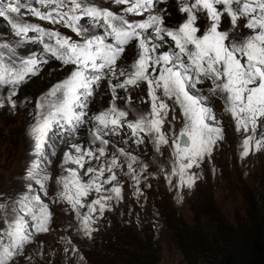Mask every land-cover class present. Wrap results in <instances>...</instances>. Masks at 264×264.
I'll list each match as a JSON object with an SVG mask.
<instances>
[{
	"label": "snow or ice",
	"instance_id": "obj_1",
	"mask_svg": "<svg viewBox=\"0 0 264 264\" xmlns=\"http://www.w3.org/2000/svg\"><path fill=\"white\" fill-rule=\"evenodd\" d=\"M33 3L0 0V20L8 28V34L0 33V109L15 111L28 102L15 97L49 63L56 62L65 76L34 101L26 131L34 141V159L20 178L22 191L0 194V264H17L35 236L51 230L50 205H67L78 233L89 240L98 221L123 203L124 181L139 203L152 187L147 181L163 178L181 205L184 191L191 196L204 179V162L211 163L227 139L225 116L242 134L239 162L264 154V134L257 138L264 127V0ZM26 16L53 27L30 23ZM105 84L111 99L93 112ZM57 130L72 142L58 165L61 174L53 179L48 165L57 154L51 143ZM133 145L143 151L137 153ZM148 145L160 158L157 172L141 158ZM50 191L45 203L41 193L49 197ZM136 223L142 230L139 214ZM153 227L158 232L162 225L154 221Z\"/></svg>",
	"mask_w": 264,
	"mask_h": 264
},
{
	"label": "rangeland",
	"instance_id": "obj_2",
	"mask_svg": "<svg viewBox=\"0 0 264 264\" xmlns=\"http://www.w3.org/2000/svg\"><path fill=\"white\" fill-rule=\"evenodd\" d=\"M28 3H33V0H27ZM172 1H169L171 4ZM33 6H38L33 3ZM172 11V8H169ZM177 17L173 15V19ZM30 23H39L44 27H53L46 22L38 21L34 17H25ZM242 23V22H241ZM228 26L227 19L224 20V27ZM67 35H73L66 29H61ZM0 33L8 34V28L2 20H0ZM24 51V50H22ZM55 66V67H54ZM48 67L51 74L55 76L57 72L65 74V70L59 69V65L56 62L49 63L43 68L41 74L32 78L26 83L19 91V95L15 99L20 102L27 97L26 103H19L18 108L15 111L9 109H0V194L5 196H14L17 192L22 191V185L20 178L22 177L25 168L20 166L18 161L14 158L8 157V153L16 152L24 146V138L26 131L29 128L28 123L31 122L35 113L34 101L42 92L35 88L37 79L45 76L46 68ZM58 69V70H57ZM53 76V77H54ZM52 77V78H53ZM48 77H44L45 85H48ZM55 79V78H54ZM47 91V90H46ZM45 92V91H43ZM135 100V94H134ZM134 107L146 108L147 105H137ZM218 117L220 116L221 103L217 105ZM177 117L176 129L180 128L179 112L175 113ZM231 121L228 117H224V125L227 129V139L223 145L219 146L217 151L211 158V163L205 161L203 167H212L217 169V164L220 168H223L222 172L219 170L215 175H211V185L213 200L220 212L227 217H231L234 213L242 215L243 203L242 197L234 190L239 186L233 172H229V167L226 165L228 160V153L232 149L237 148V144L240 135L235 132L234 127H231ZM261 134H264V127L257 130V138ZM64 131L57 130L56 136L60 137L61 141H65ZM81 143L85 142L86 136L80 135ZM70 142L67 145H63L62 148L66 151L70 150ZM52 143V141H51ZM137 153H141L139 149L132 146ZM178 147V146H177ZM20 148V149H21ZM56 155L50 157L51 164L48 165L50 174L55 179L60 172L58 165L60 164L61 146L55 145ZM143 148V146H142ZM10 152H9V151ZM170 149L165 150L164 160L167 161V153ZM6 158V159H5ZM145 163L149 164L150 172H157V164L159 159L151 149V146H147V152L141 156ZM243 163L247 164L245 171H248L252 165H263L264 154L250 155ZM225 168V170H224ZM244 176V175H243ZM250 182L249 177H243ZM152 185L150 189H145V195L139 198L140 202L134 198L133 190L130 186V182L124 181V201L120 205L115 207V211L105 214L102 220H99L96 224L98 231H96L91 240L84 238L77 231L78 221L75 216L69 212L68 206L65 204L50 205L54 212V219L52 222L51 230L47 234H37L32 244L28 245L25 249L24 258H20L17 264H117L119 257L123 249H127V245L116 244L112 242L110 235L116 230L112 228L113 225L123 224L131 220L129 228L131 236L136 234V215L139 214L140 221L146 223L151 220L158 221L162 227L158 230V238L160 245L159 260L155 264H189L188 258L184 256L179 244L175 243V237L172 235L170 226L173 224L177 226L181 224V220L186 225L193 224L194 218L197 216L198 210L195 204V189L198 187L196 184L192 195L189 196L188 191H184V200L181 205H177L174 202L175 191L169 192L165 188V182L163 178L150 179L147 181ZM249 185V184H248ZM38 190V186L36 187ZM52 196L51 191L49 197H44L41 193V198L45 203H48ZM146 201V203H145ZM129 209L132 210V215L129 217ZM158 211L159 216H154V212ZM123 213V215H121ZM135 236V235H134ZM139 240L140 237L136 236ZM135 241L131 239V241ZM70 241V243L68 242ZM30 257V260L27 259ZM196 264H204L196 262Z\"/></svg>",
	"mask_w": 264,
	"mask_h": 264
},
{
	"label": "trees",
	"instance_id": "obj_3",
	"mask_svg": "<svg viewBox=\"0 0 264 264\" xmlns=\"http://www.w3.org/2000/svg\"><path fill=\"white\" fill-rule=\"evenodd\" d=\"M227 159L229 172L240 184L234 190L242 197L243 213L227 217L220 212L213 200L212 170L203 167L204 179L195 189V222L186 225L181 220V224L169 227L189 264H264V164L248 168L249 182L243 178L247 164L238 161L236 149ZM218 170L223 168L217 164ZM142 224V230L136 225L135 236H131L128 223L113 225L112 242L128 246L117 264H155L159 260V234L151 220Z\"/></svg>",
	"mask_w": 264,
	"mask_h": 264
},
{
	"label": "bare ground",
	"instance_id": "obj_4",
	"mask_svg": "<svg viewBox=\"0 0 264 264\" xmlns=\"http://www.w3.org/2000/svg\"><path fill=\"white\" fill-rule=\"evenodd\" d=\"M169 1H172V0H169ZM162 7H163V5H162ZM45 76L48 77L47 78V80L49 81L48 82V85H45V81H44V77ZM45 76H42L41 78L39 77L37 79L36 83H35V86H36L35 88H37V90H40L41 89L40 92L46 91L52 84H54L58 80L62 79L65 76V74L57 72L55 74V76H54L53 74L50 73V71H49V69L47 67L46 68ZM121 95H123V93H121ZM110 99H111V97L107 93V87H106V84H105V86L102 87L98 91V93H97L95 103H93L92 106H91L92 107V111L95 112V111H98V110H101V109L107 107L108 102H109ZM118 103H121L122 104V102H118ZM129 118L130 119L132 118L131 115H130ZM32 122L33 121L29 122L28 125L30 126L32 124ZM80 135L86 136V132L82 130L81 133H80ZM70 140L71 139L69 138V139H66L65 141H61L60 140V137H58V136L55 135V136L52 137V140L51 141H52V143L54 145H57L58 144V145L61 146V150L59 152L60 155H61V154H63L65 152V150L62 148V146L63 145H67L70 142ZM33 147H34V141L29 136H27L25 134L23 148L20 147L21 149L19 148L18 151H16V152H10L8 150L10 153H8L7 155L10 158L16 159L18 161L19 165L25 168L26 165L32 159H34L33 151H32L33 150ZM139 151H143V148L139 149Z\"/></svg>",
	"mask_w": 264,
	"mask_h": 264
}]
</instances>
